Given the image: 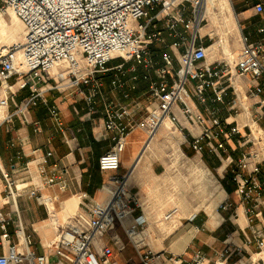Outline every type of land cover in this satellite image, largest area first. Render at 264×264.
I'll use <instances>...</instances> for the list:
<instances>
[{
    "label": "built area",
    "instance_id": "2783aa9c",
    "mask_svg": "<svg viewBox=\"0 0 264 264\" xmlns=\"http://www.w3.org/2000/svg\"><path fill=\"white\" fill-rule=\"evenodd\" d=\"M252 4L264 17V0ZM9 9L24 23L25 31L21 41L0 46V126L16 116L29 122L30 109L44 103L57 127L65 130L60 108L48 98L50 91L57 90L84 98L91 116L100 112L112 140L98 160L100 169L112 171L109 198L94 202L88 217L77 215L83 221L79 226L61 230L58 236L57 246L65 245L73 254L71 264H113V248L104 245L97 252L94 242L112 222H123L139 205L128 186L131 171L119 170L121 154L135 128L147 132L148 144L165 119L172 123L169 131H178L181 143L197 155L214 153L226 161L253 231L247 240L253 250L243 255L242 246L227 245L216 263L226 264L235 255L239 257L227 264H264V226L259 218L264 204V21L257 26L259 38L252 39L235 0H0V12ZM233 33L240 44L236 49L231 48ZM116 58L121 61L112 64ZM111 71L116 89L125 87L129 79L132 89L140 80L146 82L151 102L144 116L136 118L127 102L108 96L104 76ZM19 88L28 93L18 102ZM33 124L35 131L42 130L39 120ZM0 168L8 195L16 197V180L1 160ZM39 174L45 184L67 186L65 176L50 173L46 164L40 165ZM29 193L47 205L54 200L36 187ZM235 205L230 199L219 203L220 208ZM179 210L174 206L165 218ZM12 225L22 238L17 242L11 241ZM0 229V246L5 247L0 264H48L45 254L31 248L32 235L20 213L5 210L1 202ZM126 229L140 248L142 264H209L201 248L186 259L141 246L138 221Z\"/></svg>",
    "mask_w": 264,
    "mask_h": 264
},
{
    "label": "crops",
    "instance_id": "0c3cea01",
    "mask_svg": "<svg viewBox=\"0 0 264 264\" xmlns=\"http://www.w3.org/2000/svg\"><path fill=\"white\" fill-rule=\"evenodd\" d=\"M238 10L245 31L251 32L252 36L259 34L257 29L255 32L247 31L248 26L257 27L264 21L263 15L255 12L252 0H245V6ZM239 47L237 34L233 33L231 48ZM114 74L111 71L104 76V88L108 96L127 102L131 110L136 112V118H141L147 113L146 107H150L151 102L146 82L140 80L139 86L132 89L129 79L125 87L116 89L111 83ZM14 81L13 76L10 82ZM14 88L17 89L18 85H14ZM27 93V90L19 88L16 101L22 100ZM48 98L60 108L66 124L65 130L57 127L44 103L30 109L29 122L16 116L12 122H5L0 126L1 164L13 175L19 191L16 197L8 195L0 168V202L5 210L13 214L17 211L20 213L27 233L32 235L31 248L37 253L45 254L48 264H71L73 254L65 245L57 246L58 236L61 230L79 226L83 221L77 215L88 217L89 207L94 202H105L109 198V176L112 171L100 169L98 160L110 148L112 140L104 128L101 113L91 116L84 98H73L57 90L50 91ZM98 105L102 107L101 103ZM14 107L15 103L12 102L10 108ZM33 120L40 121L41 131L34 130ZM180 120L187 125L182 115ZM188 125L190 126L189 123ZM169 130L162 126L148 144L144 129L135 128L130 134L121 154L119 170L131 171L128 186L138 198L139 205L123 222H112L104 234L95 240L94 249L100 252L104 245L111 246L114 250L113 264H142L140 248L133 243L126 229L127 224L138 221L142 231L141 246L163 251L166 255L175 253L190 259L201 248L206 253L209 264H219L216 260L227 245H231L233 249L242 246L241 252L246 255L247 250L254 249L247 246V240L253 237V231L249 227L235 185L230 181L226 161L214 153L197 155L187 144L181 143L178 131L171 133ZM105 140L108 143L104 144ZM55 163L58 164L56 169ZM41 164H46L50 173L57 172L65 176L67 186L62 188L57 183L45 184L39 174ZM157 164L159 168H156ZM148 175L150 179L147 181L153 184V190L145 189V176ZM196 179L199 180L196 185L201 182L203 186L206 183L205 186H209L211 193L215 194L214 199L217 196L216 211H210L208 207L198 209L199 206L193 203L182 205L179 197L171 191L172 184L176 181L180 180L189 187L190 182L193 183ZM162 180L169 183L171 190H157ZM34 187L39 188L40 193L53 197V202L47 205L37 196L31 195L29 190ZM227 199L233 200L236 205L220 208L219 203ZM176 205L180 207L179 212L170 219L165 218ZM235 212L238 213L237 216H234ZM259 218L260 224L264 226V204L260 206ZM197 225L202 229L197 231ZM10 232L11 241L22 239L13 225ZM229 232L231 237H227ZM4 251L5 247L0 246V253ZM238 257L233 255L227 259L232 262Z\"/></svg>",
    "mask_w": 264,
    "mask_h": 264
},
{
    "label": "rangeland",
    "instance_id": "374dc122",
    "mask_svg": "<svg viewBox=\"0 0 264 264\" xmlns=\"http://www.w3.org/2000/svg\"><path fill=\"white\" fill-rule=\"evenodd\" d=\"M236 1V6L237 9H241L242 7L245 6V0H235ZM0 46L7 47L10 46L11 44L21 41L24 36V31H25V26L24 23L19 19L15 18L14 15L15 13L13 10L9 9L6 12H0ZM243 23L246 24V21L243 20ZM249 23V22H247ZM257 29L256 26H248L247 31H253L255 32ZM259 37V34L255 33L251 38L252 39H257ZM121 61V58H116L111 61L112 64L118 63ZM264 127V125H263ZM164 142H168L167 140H164ZM103 143H108V141H103ZM155 143V142H154ZM156 168H159L158 164L156 165ZM196 178V174H194ZM147 177L146 181L144 182L145 184V189H155L153 184L149 181L150 179L149 175L145 176ZM144 177V178H145ZM165 178V177H164ZM166 179V178H165ZM199 180L196 179L193 181V183L190 182L189 187L184 184L182 181H176L172 184L173 189L171 190L168 187L169 183H164L162 180L160 185L158 184L157 190H171L173 193L179 197V199L182 201V205L186 204L188 205L189 203L195 204V206H199L198 209L200 208H207L208 206H211L212 210L216 211L217 210V196L214 199L215 194H212L210 191L209 186L205 183L203 186H201V182L198 183ZM148 183V184H147ZM206 185V186H205ZM150 186V188H149ZM201 186V187H200ZM201 188V189H200ZM190 205V204H189ZM189 209H193V207L187 206ZM208 209V208H207ZM209 210V209H208ZM123 234V232H121Z\"/></svg>",
    "mask_w": 264,
    "mask_h": 264
},
{
    "label": "bare ground",
    "instance_id": "6f19581e",
    "mask_svg": "<svg viewBox=\"0 0 264 264\" xmlns=\"http://www.w3.org/2000/svg\"><path fill=\"white\" fill-rule=\"evenodd\" d=\"M0 16H1V14H0ZM14 17H15V18H18L16 15H14ZM164 122H165L164 125H163L164 127H167V128H168V127H171V124H172V123H171V121H169V119H165ZM219 187H221V186H219ZM208 208H209L210 211H212L211 206H208Z\"/></svg>",
    "mask_w": 264,
    "mask_h": 264
}]
</instances>
